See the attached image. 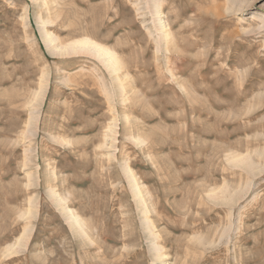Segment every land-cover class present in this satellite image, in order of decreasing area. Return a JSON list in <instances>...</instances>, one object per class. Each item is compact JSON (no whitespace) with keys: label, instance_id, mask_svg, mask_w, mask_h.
Listing matches in <instances>:
<instances>
[{"label":"rangeland","instance_id":"374dc122","mask_svg":"<svg viewBox=\"0 0 264 264\" xmlns=\"http://www.w3.org/2000/svg\"><path fill=\"white\" fill-rule=\"evenodd\" d=\"M0 264H264V0H0Z\"/></svg>","mask_w":264,"mask_h":264},{"label":"bare ground","instance_id":"6f19581e","mask_svg":"<svg viewBox=\"0 0 264 264\" xmlns=\"http://www.w3.org/2000/svg\"><path fill=\"white\" fill-rule=\"evenodd\" d=\"M43 38H44V42H45V44H46V46H48L49 48H50V44L53 42V39H52V37L51 36H49V35H47V34H43ZM74 44V43H73ZM78 44H81V45H89V46H91L92 45V47H93V49H94V53L96 54V56L97 57H103V56H105V57H107V59L106 58H104V60H107V62H108V65L110 66V67H112V69H111V71L112 72H117V62H116V59H115V57L112 55V53H110L109 51H107L106 49H104V48H101V47H99L97 44H93L92 42H90V41H88V40H80L79 42H78ZM75 45H77V42L74 44V46ZM68 46V45H67ZM76 47V46H75ZM88 47V46H87ZM65 49V48H64ZM56 50V49H55ZM68 50V49H67ZM60 51V50H59ZM62 51V50H61ZM69 51V50H68ZM64 53H66V52H64ZM119 62V61H118ZM116 65V66H115ZM107 66V65H106ZM120 69V68H119ZM110 72V71H109ZM111 73V72H110ZM118 73V72H117ZM115 79V78H114ZM39 94V93H38ZM232 159H234V158H232ZM220 194V193H219ZM218 194V195H219ZM237 196V195H236ZM229 201V200H228ZM228 203V202H227ZM71 219H72V217H71ZM77 221V220H76ZM75 221V222H76ZM79 224V223H78ZM28 233H29V229L28 228H25L24 230H23V232L21 233V236L19 237L20 239H18V240H22V239H24V238H26V236L28 235ZM17 240V239H16ZM24 241V240H23ZM20 244H21V242H19ZM21 246V245H20ZM16 247H18V246H16ZM18 249V248H17ZM11 251V250H10Z\"/></svg>","mask_w":264,"mask_h":264}]
</instances>
